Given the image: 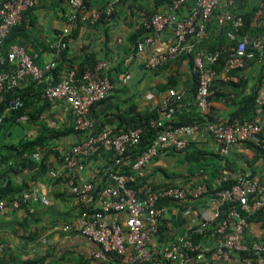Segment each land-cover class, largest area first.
I'll return each mask as SVG.
<instances>
[{"label": "built area", "instance_id": "built-area-1", "mask_svg": "<svg viewBox=\"0 0 264 264\" xmlns=\"http://www.w3.org/2000/svg\"><path fill=\"white\" fill-rule=\"evenodd\" d=\"M38 1L0 0V68H3L0 70V109L8 95L11 98L7 110L23 106V99L16 91L27 81L47 83L48 72L57 67L55 60L41 67L38 63L40 51H29L18 43L7 49L4 47L5 40L20 25L24 14L36 7ZM236 1L171 0L170 11L149 16L143 14V24L150 32L136 44L133 53L141 55L149 51L167 31H171L167 49L150 52L145 66L152 71L183 54L193 55V68L198 75L196 106L199 118L191 123L175 124L176 115L184 112V104L182 95L170 89L160 117L152 121L157 129L155 139L135 157L133 154L144 134L142 128L120 132L112 128L98 130L91 117L94 105L106 100L114 89L108 60H99L94 67L88 66L82 72L69 69L64 78L44 88L43 98L71 107L73 126L79 137L62 152V169L50 171V178L64 179L69 194L79 206V216L75 222L54 223L52 231H77L96 243L94 259L97 264H110L112 253L120 258L121 264H213L215 260L231 261L234 258L245 264H264V241L246 237L251 225L248 217L264 210V175L247 173L237 177L232 187L219 193V205L213 214L201 209L198 224L187 225L162 245L154 244L153 239L175 225L163 201L179 203L189 210L187 203L201 199L209 188L204 182L191 181L154 188L146 179L150 164L162 151H184L188 138L195 134L213 139L222 155H227L233 146L248 141L264 149V90L257 99L258 115L254 120L234 118L231 122H223L210 118L213 117L212 87L219 75L213 65L221 55V52L209 53L203 47L209 39L210 22L215 19L220 27H229L226 35L230 45L223 52L226 72L245 69L264 50V31L259 36L242 33L245 18L234 11ZM68 2L66 25L48 45L49 50L60 57L69 49L73 29L82 13L89 10L92 23L111 19L116 3L91 8V0ZM188 3V12L179 15V9ZM259 26H264L261 20ZM18 119L26 122L29 117L22 114ZM101 154H108L116 165L130 167L132 173L115 172L110 164L97 167L93 178L82 179L80 173L86 168L87 160ZM139 179L142 185L136 188ZM227 201L237 202L238 206L231 208L227 217L219 222V207ZM39 202L37 190L32 189L23 191L10 204L14 208L25 207L33 214ZM42 202L48 204L49 200L42 198ZM8 204L7 200L1 199L0 212L6 210ZM199 234L202 238L197 242L195 238Z\"/></svg>", "mask_w": 264, "mask_h": 264}, {"label": "crops", "instance_id": "crops-1", "mask_svg": "<svg viewBox=\"0 0 264 264\" xmlns=\"http://www.w3.org/2000/svg\"><path fill=\"white\" fill-rule=\"evenodd\" d=\"M69 0H39L36 7L26 12L20 25L15 29V42L25 46L29 51H40L38 63L41 67L53 60L57 61V71L49 76L47 84H53L64 78L71 65L85 62L108 60L110 62L109 77L114 84L110 96L92 109L91 117L101 129H119L123 122L114 115L126 114L132 105L141 112L160 111L169 90L174 89L183 97L184 112L176 116L174 123L189 122V115L197 113L194 93L195 72L188 57L180 56L168 64L148 70L145 66L150 52H163L171 31H167L154 47L141 55H135L133 36L142 30L144 15L155 12L170 11L171 0H91L90 7H104L112 2L115 10L111 19L103 18L92 23L89 10L79 17L70 38V47L61 57L49 50V42L56 39L58 32L66 25L69 14ZM190 3L179 9L178 14L188 12ZM234 11L244 17L252 16V25L259 26L264 17V0H237ZM146 28V27H145ZM229 27H220L213 19L208 28L209 39L205 49H223L230 42L226 37ZM221 51V50H220ZM174 78V79H172ZM172 79V80H171ZM173 82V85L171 84ZM168 84L172 87L169 88ZM27 81L22 89H27ZM264 90V50L258 53L256 60L240 71L226 72L220 70L213 89V118L227 122L237 109V102L243 97L257 92L258 96ZM28 96L34 95L33 90H27ZM34 100V98H32ZM38 102L33 109L43 107ZM187 116V118L185 117ZM263 122H264V115ZM41 121L56 128L72 127L74 117L67 103L52 101L46 105L41 114ZM40 123L22 122L19 126L6 132L4 143L17 144L26 136L35 135ZM65 140L52 142L55 145L48 154L47 169L38 173L35 179H28L31 189L37 190L40 202L36 211L31 214L25 207L14 208L8 201L6 210L0 212V264H97L94 252L98 246L89 241L77 231L71 233L54 232L52 225L57 222H75L79 216V206L69 194L64 179L50 178L52 169L61 170L62 152L68 150L74 138L65 136ZM203 149L208 153L219 154L221 158L220 176L214 179L213 185L221 183L229 175L259 174L264 175V158L257 157L256 152L246 143H239L230 149L227 155L218 151L217 143L199 134L188 138L184 151L164 150L149 166L146 179L154 188L182 183L187 179L188 162H184L187 151ZM6 147H0V151ZM46 151V149H45ZM40 154V155H39ZM36 154L40 159L43 155ZM111 158L107 154L88 159L86 168L80 173L82 179L93 178L97 167L110 165ZM213 165L214 161H209ZM33 163L24 173L14 175V181L22 183L23 179L33 174ZM196 179V178H195ZM2 184H5L2 182ZM20 195V194H19ZM42 198L49 203L42 202ZM6 200V199H5ZM190 209L181 204H167L170 218L175 222L173 229H164L154 239L153 243L162 245L178 235L187 225L199 222L201 209L213 214L218 208V199L203 196L198 200H190ZM247 239L264 241V221H253L246 232ZM213 264H245L243 260L234 258L231 261L215 260Z\"/></svg>", "mask_w": 264, "mask_h": 264}, {"label": "trees", "instance_id": "trees-1", "mask_svg": "<svg viewBox=\"0 0 264 264\" xmlns=\"http://www.w3.org/2000/svg\"><path fill=\"white\" fill-rule=\"evenodd\" d=\"M245 18V26L243 28L242 33H250L255 36H259L262 31H264V26H253L252 25V16H246ZM261 22L264 23V17L261 18ZM19 26V25H18ZM17 26V27H18ZM15 27L13 31L10 33V35L5 40L4 47L7 49L11 44L16 43L15 38ZM150 32L149 29L143 28L140 30L137 34L133 36V41L136 44L146 35ZM227 34V32H226ZM227 37V35H226ZM228 38V37H227ZM229 40V39H228ZM230 45V42L226 45V47L223 49V52L227 49V47ZM205 47V43L203 45ZM205 49V48H204ZM221 50V51H220ZM209 53H216L221 52L220 57L218 58L217 62L214 63V67L217 69L218 73L220 70L225 68V58L224 53L222 52V49H212L211 51L207 50ZM65 54V53H64ZM63 54V55H64ZM182 56L188 57L191 60V63L194 64V56L189 54H183ZM97 61H91V62H85L78 65H71L69 69L76 68L80 72H82L84 69H86L88 66L94 67L96 65ZM7 68H9L7 66ZM3 68H0L2 70ZM56 67L48 72V75L53 74L56 72ZM195 83L196 87L194 88L195 97L197 94V88H198V75L195 73ZM174 79V78H172ZM171 79V80H172ZM58 82V81H57ZM56 83V81L54 82ZM173 85V82H171ZM171 84H168L169 88L172 87ZM47 86V83H38L36 81H30V85L27 87V89L19 88L16 91V94H18L23 99V106L16 110H7L8 101L11 98V95H8L5 103L2 105V108L0 109V118H2L0 122V147H6L8 152L6 151H0V200L6 199L9 203L18 198L19 194H21L25 190L31 189L28 184V179H35L38 176V173L43 174L47 169V160H48V154L52 153L54 150L55 145H52V142H59L62 140H65V136L73 137L74 140H78L79 137H77V133L74 129V126L67 127L64 129L56 128L54 126H50L48 123H45L41 121V114L43 111V108H45L46 105H51L52 101L43 98L42 92L44 91V88ZM33 90L34 95L29 97L27 90ZM215 89V84L212 87V90ZM258 93H252L250 95H247L243 97L240 101L237 102V109L232 113L230 119L228 122H231L234 118H239L242 121L245 120H254L257 115V99H258ZM34 98V100L32 99ZM213 98V95H212ZM42 102L44 103L43 107L41 108H35L33 109V105L35 103ZM263 115H264V104H263ZM22 114H27L30 121H33L36 123H40L39 131L32 136H26L25 138H22L17 144L4 143V136L6 132H9L12 130V128L19 126L22 124V121H19V117ZM161 115L160 111H153V112H141L138 110V108L134 105L129 108L128 112L126 114H116L114 117L119 118L123 122V126L119 129H114L116 132L120 131H127L131 128H142L144 131L142 141L138 147V149L133 154V157L140 154L142 151L146 150L153 140L156 137L157 129L152 125V121L157 120ZM180 114H177L176 116H180ZM262 115V116H263ZM182 116V115H181ZM187 118V116H185ZM199 118V113H194L189 115V122L191 123L194 120ZM211 119H214L213 117H210ZM185 122L175 123V124H184ZM98 130H101L99 127ZM74 141V142H75ZM248 146H250L255 152L257 157H263L264 158V149L261 147V145H258L252 141L246 142ZM46 149V151H45ZM179 152V151H177ZM43 154L40 159H37L35 156L36 154ZM40 155V154H39ZM107 156H109L107 154ZM214 161L213 165H210L209 161ZM188 162L187 167V179L185 182H204L208 185L209 191L204 195L205 196H212L218 199L219 193L227 188L232 187L237 182V177H239L242 174H237L236 176H228L226 179H223L221 183L217 185H213L214 179L218 176H220L221 171V158L219 157V154H214L206 152V150L203 149H194L192 151H187V155L184 157V162ZM112 165V170L118 173H132L131 168L121 167L119 165L114 164L113 160L110 161ZM34 164L32 167L33 174L29 176V178H24L22 183L15 182L14 175H20L21 173H24V170H27L29 168L30 164ZM253 174V173H252ZM196 178V179H195ZM4 182L5 184H2ZM132 185V184H131ZM142 185L141 179L135 183V187H139ZM164 204H179L176 202H171L170 200H164ZM237 202H230L227 201L220 205V217L218 219L219 222H222L225 217H227V214L229 210L233 207H237ZM249 221L252 223L253 221H264V210L258 211L256 214L250 215L248 217ZM202 236L199 234L196 236L195 240L199 242L201 240ZM110 264H121L120 258L116 256V254L110 255ZM86 262L84 264H90L87 262L88 260H85ZM137 264H153L152 262H141Z\"/></svg>", "mask_w": 264, "mask_h": 264}]
</instances>
